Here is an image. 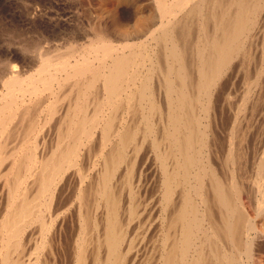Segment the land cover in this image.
Instances as JSON below:
<instances>
[{
    "label": "bare ground",
    "instance_id": "obj_1",
    "mask_svg": "<svg viewBox=\"0 0 264 264\" xmlns=\"http://www.w3.org/2000/svg\"><path fill=\"white\" fill-rule=\"evenodd\" d=\"M99 1L7 28L0 264H264V0Z\"/></svg>",
    "mask_w": 264,
    "mask_h": 264
},
{
    "label": "rangeland",
    "instance_id": "obj_2",
    "mask_svg": "<svg viewBox=\"0 0 264 264\" xmlns=\"http://www.w3.org/2000/svg\"><path fill=\"white\" fill-rule=\"evenodd\" d=\"M76 1L78 2L76 3ZM99 2V0H0V52L2 51L0 55H5V52L8 48L7 45H9V43L6 41L10 42L14 39V35L12 37L11 32L8 31L11 33V35H8V27L10 29H25L26 27L24 31L29 32L34 30L37 26L40 30L51 27L52 25L60 27H63L64 25L67 26V24H69L68 22H71L69 12L72 11L71 9L73 8L77 11L81 10L82 12H80L82 17L84 16L87 19H93V14L96 10L95 8L100 5ZM4 40L7 45L4 43ZM5 46L7 47L5 48ZM261 248H263V246Z\"/></svg>",
    "mask_w": 264,
    "mask_h": 264
}]
</instances>
